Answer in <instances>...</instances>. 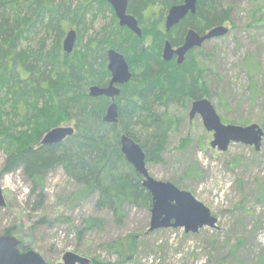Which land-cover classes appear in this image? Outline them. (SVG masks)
Wrapping results in <instances>:
<instances>
[{
    "label": "trees",
    "instance_id": "trees-1",
    "mask_svg": "<svg viewBox=\"0 0 264 264\" xmlns=\"http://www.w3.org/2000/svg\"><path fill=\"white\" fill-rule=\"evenodd\" d=\"M155 2L131 0L129 11L142 29L138 38L117 25L104 0H0L3 172L21 170L30 195L38 192L42 200L47 174L61 169L75 186L69 196L71 203L94 200L96 212L110 213L118 226L124 224L126 207L151 208L142 177L120 151V137L131 138L142 148L146 166L158 163L180 120L166 112L157 113L155 107L167 110L169 105L180 104L187 108L192 101L208 97L205 71L192 54L181 67L161 59L162 42L167 38L162 22L150 16L141 20L138 14L146 8L150 11ZM220 2L202 0L188 24L201 31L225 23L229 9H223ZM263 9L264 0H254L252 16ZM101 11L111 12V25L88 34ZM69 30H75L77 39L73 52L65 54L62 42ZM108 50L121 52L132 74L115 101V125L103 121L109 99L88 95L91 87H104L110 79ZM246 70L250 79L259 72L254 63H247ZM65 124L74 128L72 136L52 146L39 144L48 131ZM102 224V219L89 217L81 230H75L76 237L80 240L87 231L101 230ZM11 234L6 231L3 236ZM107 247L118 256V262L125 258L123 243ZM19 248L26 252L23 243ZM92 264L102 263L94 260Z\"/></svg>",
    "mask_w": 264,
    "mask_h": 264
},
{
    "label": "rangeland",
    "instance_id": "rangeland-1",
    "mask_svg": "<svg viewBox=\"0 0 264 264\" xmlns=\"http://www.w3.org/2000/svg\"><path fill=\"white\" fill-rule=\"evenodd\" d=\"M229 9L222 25L228 33L208 41L192 54L205 73L208 97L223 125H258L264 132V9L252 16L254 0H221ZM158 4L149 11L157 18ZM112 15L101 11L88 34L110 26ZM258 20V22H256ZM247 63L259 72L250 79ZM187 108L172 104L166 112L180 120L170 133L161 161L146 168L153 179L168 182L190 193L217 219V229L203 228L196 234L183 229L149 232L150 209L126 207L123 226L110 213L96 212L94 200L76 205L69 200L74 184L61 169L47 174L43 199L30 195L21 170L4 173L5 155L0 151V189L5 206L0 208V236L6 231L40 255L46 264H61L65 253L86 258L92 264H264V137L259 151L230 144L220 153L210 147L199 116L189 119ZM72 126L71 124L62 125ZM89 217L103 221L101 230L87 231L79 240ZM121 242L125 258L107 247ZM21 251V250H20Z\"/></svg>",
    "mask_w": 264,
    "mask_h": 264
},
{
    "label": "water",
    "instance_id": "water-1",
    "mask_svg": "<svg viewBox=\"0 0 264 264\" xmlns=\"http://www.w3.org/2000/svg\"><path fill=\"white\" fill-rule=\"evenodd\" d=\"M113 9L120 27L127 28L136 37H142L136 19L127 15V0H104ZM198 0H184L179 6L170 8L165 20V30L168 32L176 26L188 13L194 14ZM228 29L223 26L214 27L207 34L199 37L193 30L187 32L184 44L173 50L169 42H165L161 58L165 63L177 57V65H181L185 56L194 48H200L202 44L213 39L225 36ZM77 34L75 30H69L62 42L65 54H71L75 48ZM107 71L110 73V81L107 87L93 86L88 95L93 98L105 97L112 100L108 106L103 121L108 124L118 123V107L114 102L120 95V88L127 84L131 78V72L125 58L115 50L106 53ZM199 116L204 129L212 133L210 142L212 149L220 153L226 152L230 144H242L253 147L259 151L264 137L263 130L256 124L246 127L223 125L212 104L207 98L191 102L188 117L192 120ZM74 134L72 126L57 127L48 131L41 139V146H52L63 142ZM120 151L126 162L135 172L142 177V187L151 196L149 232L164 229H183L185 234H196L200 229H217L215 219L208 208L198 202L190 193L180 190L168 182H161L150 177L145 162V153L142 148L127 136L120 137ZM5 206L2 190L0 189V208ZM20 242L12 236H0V264H46L43 258L35 252L20 251ZM61 264H90L86 258L73 253H65Z\"/></svg>",
    "mask_w": 264,
    "mask_h": 264
},
{
    "label": "flooded vegetation",
    "instance_id": "flooded-vegetation-1",
    "mask_svg": "<svg viewBox=\"0 0 264 264\" xmlns=\"http://www.w3.org/2000/svg\"><path fill=\"white\" fill-rule=\"evenodd\" d=\"M141 1H143V0H141ZM160 1V2H159ZM167 1V4L168 5H163V3H162V1L161 0H156V2H155V4L153 5V7L155 6V5H157L158 4V6H159V11L157 12V18H155V19H157V20H160L162 23H161V30H162V33L164 34V35H167V38H165L164 40H163V42H162V47H161V53H162V51H163V49H164V45H165V42H169L170 43V45H171V48L173 49V50H176L177 48H179L180 46H182L183 44H184V39H185V36H186V34H187V32L188 31H190V30H193L199 37H202V36H204L205 34H207L211 29H213L214 27H218V26H223V25H217V26H214V27H211V28H209V29H204V30H197V29H194L193 27H191L190 26V24H188V23H190V19L192 18V17H195L196 16V14H197V10H198V5H199V3L202 1V0H198V2H197V4H196V10H195V13L194 14H191V13H188L176 26H174V27H172L168 32H166V30H165V20H166V16H167V14H168V11L170 10V8H172V7H174V6H179V5H182L183 3H184V0H180L179 2H177V3H172L173 1H170V0H166ZM108 4V3H107ZM130 4H131V0H127V11H126V14L127 15H130V16H133L135 19H136V21H137V24H138V26H139V28L141 29V26H140V24H139V21H138V18L134 15V14H132V13H130V11H129V7H130ZM109 5V4H108ZM110 6V5H109ZM153 7H151L150 8V10L151 9H153ZM111 8V7H110ZM111 10H112V12H113V15H114V19L116 20V22L118 23V20H117V18H116V16H115V14H114V11H113V9L111 8ZM140 10H142V8L140 9ZM139 15H140V19L142 20L144 17L148 20L149 19V16H150V14H149V8H146V10L145 11H143L142 13H138ZM151 17V16H150ZM152 19H153V17H152ZM118 26H119V24H117ZM180 26H182V27H180ZM120 27V26H119ZM224 27V26H223ZM120 28H124V29H126V30H128L127 28H125V27H120ZM180 28V29H179ZM129 31V30H128ZM141 31H142V29H141ZM176 32V33H175ZM181 33V35L180 36H177V33ZM175 35V36H174ZM208 42V41H207ZM207 42H205L204 44H202V46L200 47V48H202ZM175 44H177V45H175ZM200 48H194V49H192L190 52H188L187 53V55L185 56V59H184V61H183V63L181 64V65H177V57L176 56H174L173 57V59L170 61V62H168V63H173L175 66H177V67H181L184 63H185V61H186V58H187V56L189 55V54H193V53H195L196 51H198ZM116 51V50H115ZM119 52V51H118ZM120 54H122L121 52H119ZM123 55V54H122ZM124 56V55H123ZM125 58V57H124ZM162 59V58H161ZM129 67V66H128ZM129 71H130V69H129ZM131 72V71H130ZM132 75V74H131ZM109 81H110V79H109ZM109 81H108V83H109ZM108 83H107V85H108ZM107 85L106 86H104V87H107ZM119 88H120V92H121V87L122 86H118ZM118 98V97H117ZM117 98H115V100H114V102L116 101V99ZM206 98V97H205ZM203 99V98H202ZM109 105L112 103V100H110L109 99ZM196 101V100H195ZM193 102V101H192ZM116 103V102H115ZM191 104V103H190ZM108 108V107H107Z\"/></svg>",
    "mask_w": 264,
    "mask_h": 264
},
{
    "label": "bare ground",
    "instance_id": "bare-ground-1",
    "mask_svg": "<svg viewBox=\"0 0 264 264\" xmlns=\"http://www.w3.org/2000/svg\"><path fill=\"white\" fill-rule=\"evenodd\" d=\"M118 24V23H117Z\"/></svg>",
    "mask_w": 264,
    "mask_h": 264
}]
</instances>
